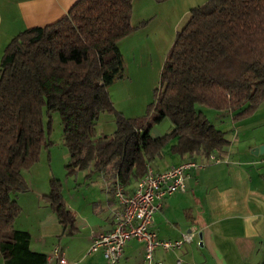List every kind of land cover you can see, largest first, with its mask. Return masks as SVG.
<instances>
[{
    "label": "trees",
    "instance_id": "trees-1",
    "mask_svg": "<svg viewBox=\"0 0 264 264\" xmlns=\"http://www.w3.org/2000/svg\"><path fill=\"white\" fill-rule=\"evenodd\" d=\"M162 2L165 0H154ZM133 0H76L57 21L23 29L0 58V254L4 264H46L30 249L28 231L14 226L27 190L22 171L54 143L44 126L57 111L69 160L66 173L115 166L124 184L171 140L170 153L208 155L228 140L197 107L250 113L264 99V0H207L190 10L176 32L159 74L155 99L142 117L118 112L108 87L123 76L118 42L134 30ZM114 116L110 134L96 133L100 114ZM163 118L168 132L152 137ZM63 226H72L62 184L49 179L43 195Z\"/></svg>",
    "mask_w": 264,
    "mask_h": 264
},
{
    "label": "crops",
    "instance_id": "crops-1",
    "mask_svg": "<svg viewBox=\"0 0 264 264\" xmlns=\"http://www.w3.org/2000/svg\"><path fill=\"white\" fill-rule=\"evenodd\" d=\"M75 1L0 0V58L13 36L25 28L57 21ZM226 113L214 115L215 127L228 140L213 153L219 162L190 170L184 190L161 200L154 213L152 228L159 238L175 240L190 232L192 240L179 249H155L151 264H264V99L240 118L233 119L231 112ZM174 143L171 139L147 167L163 171L182 161H202L207 156L170 153ZM54 146L46 153L47 171L39 169L43 150L38 162L23 170L28 175L22 171L27 190L16 196L21 212L14 226L23 222L18 229L29 232L32 251L47 255L58 245L68 264H105L102 253L89 251V247L93 235L107 232L115 224L119 210L114 197L117 170L109 165L100 172L89 168L67 174L69 154L62 141L56 173L51 152ZM258 146L262 150L254 154L253 148ZM51 177L62 184L64 204L75 215L72 226L60 224L43 198ZM138 178L130 177L122 184L125 193L133 192ZM0 264H4L1 254ZM46 264L58 263L51 260ZM117 264H147L142 242L128 240Z\"/></svg>",
    "mask_w": 264,
    "mask_h": 264
},
{
    "label": "rangeland",
    "instance_id": "rangeland-1",
    "mask_svg": "<svg viewBox=\"0 0 264 264\" xmlns=\"http://www.w3.org/2000/svg\"><path fill=\"white\" fill-rule=\"evenodd\" d=\"M207 0H133L131 25L133 32L118 42L123 58V76L108 87V93L115 109L128 118L142 117L155 99V90L159 85V74L166 52L173 43L176 32L187 21L190 10ZM201 110L209 121L216 125L215 114L225 116L224 111H215L202 106ZM44 126L55 145L52 149L53 167L57 173V156L62 143V125L57 111L50 112L49 125L44 115ZM170 121L163 118L150 128V135H162L169 131ZM96 132L110 134L115 129L114 116L108 113L99 115ZM47 150L41 153L39 163L47 171ZM23 171L26 176L29 172ZM40 172V171H39ZM41 174L39 173V177ZM79 178V177H78ZM66 186V185H65ZM18 195V194H17ZM16 195V196H17ZM19 223H16L18 228Z\"/></svg>",
    "mask_w": 264,
    "mask_h": 264
},
{
    "label": "built area",
    "instance_id": "built-area-1",
    "mask_svg": "<svg viewBox=\"0 0 264 264\" xmlns=\"http://www.w3.org/2000/svg\"><path fill=\"white\" fill-rule=\"evenodd\" d=\"M209 162H219L215 154H208L204 160L188 159L163 171L147 167L144 175L138 178L132 193H125L120 182L114 184V197L119 205L115 224L107 232L92 236L89 251H100L105 264H117L125 243L130 239L142 242L144 260L152 263L155 249H179L192 240V233H185L179 239H161L152 228L154 213L161 200L185 188V178L192 169H201ZM264 167V163H263ZM56 260L58 264H68L62 249L55 245L46 255V262Z\"/></svg>",
    "mask_w": 264,
    "mask_h": 264
},
{
    "label": "water",
    "instance_id": "water-1",
    "mask_svg": "<svg viewBox=\"0 0 264 264\" xmlns=\"http://www.w3.org/2000/svg\"><path fill=\"white\" fill-rule=\"evenodd\" d=\"M261 150H262V146H258V147H254L252 152L254 154H257L258 152H261Z\"/></svg>",
    "mask_w": 264,
    "mask_h": 264
}]
</instances>
